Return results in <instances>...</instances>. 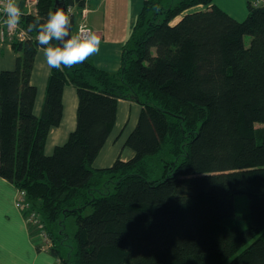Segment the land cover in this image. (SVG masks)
<instances>
[{"label": "trees", "instance_id": "obj_1", "mask_svg": "<svg viewBox=\"0 0 264 264\" xmlns=\"http://www.w3.org/2000/svg\"><path fill=\"white\" fill-rule=\"evenodd\" d=\"M164 1L144 0L118 73L91 60L53 68L40 115L30 80L40 46L28 26L55 0H39L37 14L20 20L28 36L14 43L16 67L0 72V177L26 192L60 264H264V5L248 0L239 21L217 6L186 12L212 0L163 9ZM66 84L77 89V124L46 154ZM119 98L141 105L125 142L134 154L97 168ZM168 145L187 151L160 172L149 158ZM108 176L115 185L103 192ZM238 195L248 197L245 223Z\"/></svg>", "mask_w": 264, "mask_h": 264}, {"label": "crops", "instance_id": "obj_2", "mask_svg": "<svg viewBox=\"0 0 264 264\" xmlns=\"http://www.w3.org/2000/svg\"><path fill=\"white\" fill-rule=\"evenodd\" d=\"M26 2V0H18L24 14L29 13ZM143 2L144 0H84L78 17L83 12L86 23L101 37L99 51L87 60L93 61L99 68L111 74H116L121 70L124 51L130 46ZM247 5L248 0H212L210 4H198L186 12L206 10L211 6H217L233 18L242 21L248 14ZM18 41L17 39H5L0 32V72L8 70L9 67L11 69L16 67L20 53L14 43ZM42 60L39 49L30 79L38 91L34 108L38 115L42 112L48 79L52 71L44 62L42 64ZM63 106L60 125L53 127L48 135L45 145L47 154L51 153H49V146L55 149L57 145L63 144L76 127L79 97L76 87L72 84H66L64 87ZM140 111L141 105L137 101L128 98L118 99L114 127L94 162L95 167H108L118 156L124 160L133 156L134 152L129 147L126 149L127 138L121 140V132L131 122L132 113L135 120L131 130L135 127ZM115 128H119L117 133L114 131ZM125 150H127L126 156L123 155ZM18 191L14 183L0 177V264H55V256L49 250L44 249L39 240L32 235L22 212L16 206ZM37 245H40V249Z\"/></svg>", "mask_w": 264, "mask_h": 264}, {"label": "clouds", "instance_id": "obj_3", "mask_svg": "<svg viewBox=\"0 0 264 264\" xmlns=\"http://www.w3.org/2000/svg\"><path fill=\"white\" fill-rule=\"evenodd\" d=\"M0 3L5 16L3 23L9 30L17 28L24 15L18 0H0ZM71 15L70 7L67 10L57 7L55 11L49 10L46 18L37 16L28 26L38 33L40 54L49 69L74 67L99 51L101 37L95 31L81 26L72 33Z\"/></svg>", "mask_w": 264, "mask_h": 264}, {"label": "built area", "instance_id": "obj_4", "mask_svg": "<svg viewBox=\"0 0 264 264\" xmlns=\"http://www.w3.org/2000/svg\"><path fill=\"white\" fill-rule=\"evenodd\" d=\"M27 7H28V14H37L38 12V4L39 0H26ZM264 0H256V4H263ZM72 9V15L71 18L76 17L75 19V26H76V32L79 30L81 26H85L87 28H90V26L85 21L84 13L82 12L81 16L78 17L79 10L77 8V4H72L67 6L68 8ZM5 19L4 13L2 11V3H0V32L3 38L7 39H17L19 41H23L28 36V31L25 29L21 23L17 26V28L13 30H9L8 27L3 23V20ZM91 29V28H90ZM92 30V29H91ZM16 206L20 209L22 212V215L24 217V220L27 224V226H35L38 230V234L34 235L36 239L39 240L40 245L46 249L49 250L52 246V240L50 236L48 235L47 231L44 229V224L42 223L41 218L38 216V214L35 211H30L31 206L30 203L26 197V192L24 190L18 191V197L16 199ZM56 262L55 264H60V260L58 258H55Z\"/></svg>", "mask_w": 264, "mask_h": 264}, {"label": "rangeland", "instance_id": "obj_5", "mask_svg": "<svg viewBox=\"0 0 264 264\" xmlns=\"http://www.w3.org/2000/svg\"><path fill=\"white\" fill-rule=\"evenodd\" d=\"M178 0H165L164 4L162 5V8H168L169 6H172L173 4L177 3ZM182 16H177L172 22L177 21L179 18H181ZM163 16L160 17V19H162ZM171 22V23H172ZM249 40L250 38H247V43L249 44ZM43 60H42V64H43ZM131 122L128 124V127H126L122 132H121V140L122 139H126L128 137V133L131 130V126L132 123L134 122V114L132 113L131 116ZM121 130V129H120ZM116 133L119 131V128H115ZM68 139V138H67ZM66 139V141H67ZM65 142V141H64ZM49 153L54 151V148H52V146H49ZM127 149V147H126ZM171 150V146L168 145L164 151L160 154H157L155 156H152L149 158V162L151 165L157 167L158 171L161 172V170L166 167L168 168V170L172 171V168L174 169L176 163L185 156V153L187 151L186 146H183L182 152L180 155L177 154H172L170 152ZM50 153V154H51ZM47 154V153H46ZM127 154V150L124 151L123 155L126 156ZM161 174V173H160ZM102 181V182H101ZM115 181L116 179L114 177L108 176L103 178L102 180H100L101 182V186L100 188H102L103 192H108V191H113L114 185H115ZM83 205V204H82ZM88 208V211L84 212V213H89L90 209L89 207H85ZM236 211H237V219L238 222L240 223H245L248 219V212H249V201H248V197L246 195H238L236 198ZM76 215H72L68 217V220L66 221V225H67V230L69 231V233H73V231L75 230V226H76ZM72 238V237H71Z\"/></svg>", "mask_w": 264, "mask_h": 264}, {"label": "water", "instance_id": "obj_6", "mask_svg": "<svg viewBox=\"0 0 264 264\" xmlns=\"http://www.w3.org/2000/svg\"><path fill=\"white\" fill-rule=\"evenodd\" d=\"M57 7H62L65 10H67L66 0H55L53 11H55ZM71 31H72V28H71Z\"/></svg>", "mask_w": 264, "mask_h": 264}]
</instances>
